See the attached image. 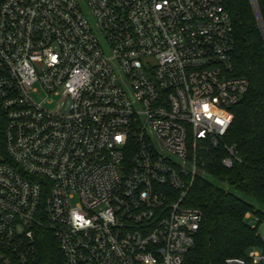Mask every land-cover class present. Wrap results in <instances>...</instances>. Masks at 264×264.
Returning a JSON list of instances; mask_svg holds the SVG:
<instances>
[{"label": "built area", "instance_id": "built-area-1", "mask_svg": "<svg viewBox=\"0 0 264 264\" xmlns=\"http://www.w3.org/2000/svg\"><path fill=\"white\" fill-rule=\"evenodd\" d=\"M232 51L222 0H0V264H38L46 242L63 264H183L195 181L222 147L240 162Z\"/></svg>", "mask_w": 264, "mask_h": 264}, {"label": "trees", "instance_id": "trees-1", "mask_svg": "<svg viewBox=\"0 0 264 264\" xmlns=\"http://www.w3.org/2000/svg\"><path fill=\"white\" fill-rule=\"evenodd\" d=\"M233 25V76L248 81V91L233 108L232 124L223 145L232 147L240 162L232 169L221 167L223 147L208 173L237 190L244 198L222 190L204 179L195 181L187 196L189 207L202 214L194 246L183 264H225L241 258L251 248L264 250L256 231L245 220L251 213L264 220V212L246 199L264 207V38L249 0H222ZM260 13L264 0H256ZM38 264H63L55 244L40 249Z\"/></svg>", "mask_w": 264, "mask_h": 264}, {"label": "rangeland", "instance_id": "rangeland-1", "mask_svg": "<svg viewBox=\"0 0 264 264\" xmlns=\"http://www.w3.org/2000/svg\"><path fill=\"white\" fill-rule=\"evenodd\" d=\"M201 177L204 179V180H207L208 182L212 183L213 185H215L216 187L222 189V190H225V191H228L229 193L233 194V195H236L240 198H244L243 195H241L237 190L233 189V188H230L226 183L220 181V180H217L215 179L214 177H212L211 175L209 174H205V173H202L200 174ZM248 200L250 203H252V205L257 209V210H261L264 212V207L262 206H259L258 204H256L253 200L251 199H246Z\"/></svg>", "mask_w": 264, "mask_h": 264}, {"label": "water", "instance_id": "water-1", "mask_svg": "<svg viewBox=\"0 0 264 264\" xmlns=\"http://www.w3.org/2000/svg\"><path fill=\"white\" fill-rule=\"evenodd\" d=\"M252 8L254 10V13H255V16H256V19H257V22H258L259 29H261L260 31H261L262 36L264 38V32H263L262 27H261V19H260L258 8H257L255 2L252 3Z\"/></svg>", "mask_w": 264, "mask_h": 264}]
</instances>
